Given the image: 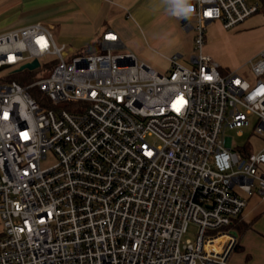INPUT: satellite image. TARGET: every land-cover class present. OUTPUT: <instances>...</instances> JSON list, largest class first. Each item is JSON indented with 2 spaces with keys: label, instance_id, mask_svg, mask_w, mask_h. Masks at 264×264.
Returning a JSON list of instances; mask_svg holds the SVG:
<instances>
[{
  "label": "built area",
  "instance_id": "built-area-1",
  "mask_svg": "<svg viewBox=\"0 0 264 264\" xmlns=\"http://www.w3.org/2000/svg\"><path fill=\"white\" fill-rule=\"evenodd\" d=\"M261 6L171 0L199 51L165 72L114 30L85 54L44 22L0 33V71L55 55L27 84L0 75V264H235L230 225L252 195L264 201V145L225 132L255 115L264 140V48L249 74L203 47L208 24L232 28Z\"/></svg>",
  "mask_w": 264,
  "mask_h": 264
},
{
  "label": "crops",
  "instance_id": "crops-1",
  "mask_svg": "<svg viewBox=\"0 0 264 264\" xmlns=\"http://www.w3.org/2000/svg\"><path fill=\"white\" fill-rule=\"evenodd\" d=\"M180 18L172 13L171 0H0V33L44 22L61 43L79 46L73 43L79 42L91 50L102 43L104 33L114 30L144 62L156 64L155 52L165 56L166 71L174 54L185 63L179 52L184 33ZM260 199L252 195L232 227L238 238L230 257L235 264H264V202Z\"/></svg>",
  "mask_w": 264,
  "mask_h": 264
},
{
  "label": "rangeland",
  "instance_id": "rangeland-1",
  "mask_svg": "<svg viewBox=\"0 0 264 264\" xmlns=\"http://www.w3.org/2000/svg\"><path fill=\"white\" fill-rule=\"evenodd\" d=\"M180 21L182 18L179 19ZM184 30L181 41L182 48L179 52L182 54L181 59L191 65V56L198 53L199 49L195 46L194 41V30ZM56 40L61 43V38L56 35ZM68 43V42H67ZM79 46L68 45L75 50H80L78 54L99 52L103 50H88L84 45L79 42H73ZM86 48V49H85ZM264 48V11L248 17L244 21L240 22L232 28L224 27L221 21H215L206 26V38L203 51L211 55L216 59L224 68L234 69L240 68V72L247 71L250 74V66L252 61L259 59V53ZM105 51V50H104ZM158 61L156 64H149L160 72H165L168 67V59L159 53H156ZM55 59V55H48L42 60V72L36 74V78L43 76L44 71L47 69L44 64L48 61ZM70 60V57L67 58ZM139 60L143 61L141 58ZM47 65V64H46ZM15 68H5L0 71V75L10 74ZM252 75H249V78ZM35 78V79H36ZM34 80V78L32 79ZM257 118L255 115L250 116V125L242 128L227 129L225 132L226 136L232 138L233 142L239 146H246L251 150H259L264 145V140L258 134L253 132ZM55 158L50 154L47 160H44L42 165L47 166L54 162ZM253 197L260 199L255 193ZM261 200V199H260ZM264 202V201H262ZM2 228V222L0 219V230ZM198 232V226L195 223H191L188 227L187 232L184 234V241L187 239L195 240Z\"/></svg>",
  "mask_w": 264,
  "mask_h": 264
},
{
  "label": "trees",
  "instance_id": "trees-1",
  "mask_svg": "<svg viewBox=\"0 0 264 264\" xmlns=\"http://www.w3.org/2000/svg\"><path fill=\"white\" fill-rule=\"evenodd\" d=\"M262 2V6H261V9L260 11H264V0H261ZM91 50H102V45L100 42L98 43H95L93 45V47L91 48ZM54 63H50V64H45L43 65L47 67V69L44 71V73H48L50 71V69H52ZM42 67V66H41ZM44 69L41 70V68H36V69H24V70H14L8 77H6V80H16L22 84H27L29 83L30 81H32V79L36 78V74L38 72H42ZM34 95L37 96L38 94V91L37 90H34ZM237 221V218L234 219V221L232 222V224L230 225V227L232 228L234 226V224L236 223ZM238 245V244H237ZM236 245V247H238Z\"/></svg>",
  "mask_w": 264,
  "mask_h": 264
},
{
  "label": "water",
  "instance_id": "water-1",
  "mask_svg": "<svg viewBox=\"0 0 264 264\" xmlns=\"http://www.w3.org/2000/svg\"><path fill=\"white\" fill-rule=\"evenodd\" d=\"M183 23L186 21V18H184L183 20ZM39 60L38 59H35L34 61L32 62H27L25 64H23L22 66H20L17 70H24V69H36L39 67ZM1 69V68H0Z\"/></svg>",
  "mask_w": 264,
  "mask_h": 264
},
{
  "label": "clouds",
  "instance_id": "clouds-1",
  "mask_svg": "<svg viewBox=\"0 0 264 264\" xmlns=\"http://www.w3.org/2000/svg\"><path fill=\"white\" fill-rule=\"evenodd\" d=\"M184 12H190L191 11V8L190 7H187V8H184L182 9Z\"/></svg>",
  "mask_w": 264,
  "mask_h": 264
}]
</instances>
